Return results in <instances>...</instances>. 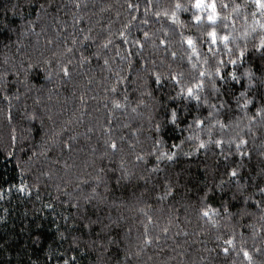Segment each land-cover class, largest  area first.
<instances>
[{
	"label": "trees",
	"instance_id": "16d2710c",
	"mask_svg": "<svg viewBox=\"0 0 264 264\" xmlns=\"http://www.w3.org/2000/svg\"><path fill=\"white\" fill-rule=\"evenodd\" d=\"M76 2L0 0V20L5 4L9 7L11 4L18 5L15 16L11 11L8 13V21L16 31L0 32V186L3 187V198L0 199V264H31L32 261L39 264L49 245L55 247L63 243L67 248L73 236H80L82 244L96 239L100 226H94L91 231H79L76 209L70 207V203L83 204V197L91 195L92 188L98 184L96 176L107 180L109 176L118 175V171L112 170L119 169L121 163L136 173L143 172V164L137 161V156H144L145 161L155 163V157H149L146 153L153 147V118L160 97L159 94L155 98L141 96L138 86H142V81L138 79V74L144 75L143 69L147 68L149 73L158 72L164 76L183 71L187 77L192 71L189 58L200 70H208L211 66L203 63L204 58L210 55L200 43V40L207 39L206 36L187 24L183 27L173 25L176 30L173 34L168 30L169 22L162 18L160 23L148 25L133 21L139 29L148 31L150 39L144 42L140 55L128 58L132 60V68L129 69L128 59L124 57H127L131 46H121L117 33L122 22L130 19L126 0H78L81 5L79 9L75 7ZM235 2L241 3L242 0ZM170 3L171 0H159L161 9ZM41 5L44 7L41 8ZM238 16L239 13H232L233 20L228 21L230 28L223 30L222 34L231 32L230 40L235 37L236 43L243 44L250 39L244 33L250 32L254 26L259 32V27L254 25L251 17L245 21ZM179 19L184 21V14H179ZM109 20L112 21L111 25ZM81 28L85 30L83 34H90L94 39L82 41ZM109 28L113 33L111 36H108ZM88 29H91V33H88ZM165 31H168L167 37ZM140 35L137 28L132 29V36ZM189 36L195 42L196 53L183 42ZM74 37L76 44L72 43ZM106 37L113 43L104 49L100 46L106 42ZM161 39L170 41L167 45L169 51H165V45L160 44ZM229 47L234 45L230 44ZM66 48H72V51H66ZM131 50L136 51L134 48ZM171 51L177 53L175 62L172 61ZM97 52L100 53L99 57L95 55ZM82 53L89 56L87 61L81 60ZM218 54L227 59L222 52ZM105 59L109 61L107 66ZM246 59L248 64L240 66L238 72L250 64L259 75L264 62L254 53ZM69 60L72 69L70 80L62 78V74L57 75L60 65ZM29 64L39 67L26 72ZM46 70L51 73L50 79L46 78ZM119 70H122L121 76L127 79V83L119 85V91L122 96L124 89H129L130 103L127 108L122 103L120 109L114 110L105 88L115 83V72ZM258 90L257 85L253 91ZM81 97L84 98L83 102ZM138 100L141 101L139 106ZM105 103H108L107 108L104 107ZM133 107L137 108L136 112L131 110ZM204 111L206 114L207 110ZM250 111L254 112L255 109L251 108ZM219 118L230 125L224 130L220 129L219 124L212 127L211 138L223 141L220 148L214 144L207 145L205 149L197 148L200 140H209L207 128L198 133L199 140L195 141L185 139L190 133L181 131L183 125L175 131L169 129L164 133L165 145L161 150L168 154L175 152L176 155L172 161L165 158L159 163L161 170L153 174V182L165 183L166 175L173 180L178 179L184 199L177 197L176 201L166 199L156 203L155 197L146 195L145 199L152 205L148 209L143 204L136 205L134 201L127 200L122 192L114 190V180L107 190L103 183H99L96 192L105 201L100 204L102 211L98 215L104 223H108L109 214L113 220L121 217L122 235L126 239L119 255L111 247L107 251H88L81 256L80 264H125V249L130 253L128 259L131 264H232V257L209 251L215 248L217 231H228L224 226L229 221L210 212V217L218 220V226L212 228L211 224L205 223L195 211L199 207L196 196L206 187L211 188L222 179L226 180V170L235 168L247 179L264 165V155H261L264 151V120L257 117L252 124L247 119L240 121L235 117L226 120L223 110ZM237 133L247 141L245 150L248 156H241L235 151ZM10 135L16 137V155L13 158H9L5 151L13 150L8 147ZM229 137L234 141L231 151L227 143ZM110 138L116 141L118 150L111 154L109 148L107 151L110 155L104 156L107 147L105 141ZM173 143L180 147L171 149ZM101 167L105 169L104 172L100 171ZM143 174L147 175L146 172ZM21 177H27L25 184L31 185L23 193L17 191ZM139 183L143 185L144 182ZM151 186L149 183L148 187ZM10 187L11 191H8ZM157 188L159 192V185ZM225 193V199H228L230 193L227 185ZM219 195L218 192L209 200L212 208H219ZM189 198L191 206L185 210L183 205ZM121 199H124V203H121ZM46 204H52L54 210L44 207ZM139 208H144L159 224L160 227L149 224L148 228L150 233L160 234L161 247H146L136 256L134 253L139 251L138 238L144 231L145 223ZM165 225L170 228L167 238L160 233V228ZM256 228V245L264 248V239H261L264 231H261L259 224ZM178 230L180 235H176ZM237 231L245 232L249 237L252 235L250 228H238ZM58 232L63 233L66 240L62 241ZM37 234L40 236L39 243L35 242ZM252 244L253 240L249 239L248 246Z\"/></svg>",
	"mask_w": 264,
	"mask_h": 264
},
{
	"label": "snow or ice",
	"instance_id": "6c2138e0",
	"mask_svg": "<svg viewBox=\"0 0 264 264\" xmlns=\"http://www.w3.org/2000/svg\"><path fill=\"white\" fill-rule=\"evenodd\" d=\"M51 6V5H50ZM127 11L130 19L122 22L121 27L117 29V33L121 38V46L130 45V49L127 53L129 57H135L141 54L144 48V42L149 40V33L146 30H141L138 25L133 24V21H138L139 25H148L151 23H160L162 18L166 19L168 23V30L175 34V28L173 25H179L183 27L187 24L189 27L196 29L202 36H206L207 39L200 40L202 46L207 48L209 56L204 58V64H210V69L200 70L195 63L191 62L189 58L188 63L191 65L192 71L186 77L184 72L181 71L176 74L169 73L164 76L161 73H149L147 68L143 69L144 75L138 74V79L142 81V86H138L141 96L148 95L150 97H157L158 108L155 113L154 123V135H153V147L146 153L149 157H155V163L151 161H145L144 156H137V161L142 162L143 172L136 173L121 163L119 169L112 170L118 171V175L109 176L107 180L97 175L96 180L98 184L92 188L91 195H85L83 197L84 203H70V207L76 209V220L78 221V230H92L94 226L99 225V231L96 233V239L91 240L85 244L81 243L80 236H73L68 243V247L64 248L63 243L53 247L49 245L46 255L43 260L39 261V264H80L81 256L88 251H107L109 247L114 249L119 255L121 246L126 239L123 232V225L120 223L121 217L113 220L108 218V223L100 218L98 213L102 211L100 204L104 203L105 198L96 192V188L99 187V183H103L105 189L109 187L111 181H115L114 190L120 191L124 194L125 198L129 201H134L136 205L143 204L144 207L151 209L152 205L145 199L147 195L149 198L155 197V202L159 203L166 199L176 201L177 197L184 199V193L181 192V185L179 180H173L170 176H165V183L161 184L159 181L153 182V174L159 172V163L163 159L169 161L173 160L175 152L171 154L163 152L161 149L165 145L163 139L165 131L171 129L175 131L177 128H184L181 131H189V136L186 140H199V132H202L207 128L209 133V140L207 142L200 140L197 145L198 149H205L207 145L214 144L217 148H220L223 141L222 139H212L211 131L215 124H219L221 130L228 128V123L221 122V110L226 120H231L235 117L237 120L247 119L249 124H252L260 117L264 120V63L261 64L259 69V75L253 70V67L249 64L243 68V71L238 72L240 66L248 64L247 57L253 53L264 62V0H242L241 3L235 2V0H171V3L161 9L159 0H126ZM18 7L16 4H11L9 7L7 4L3 6V16L0 20V32L12 33L16 31L15 26L8 21L9 11L15 16V9ZM44 6L41 5V8ZM75 7L79 9L80 3H75ZM143 9V10H141ZM231 9V11H229ZM243 10V11H241ZM232 13H239V16L247 21L251 17L254 25H258L259 32L256 31L254 26L251 31L244 33L246 39L243 44L236 43V38L232 37L230 40L231 32L228 34H222L223 30L230 28L228 21H232ZM179 14H184L185 20L179 19ZM120 13L117 12V16ZM239 16L237 18H239ZM109 25L112 21L109 20ZM31 24V21H29ZM137 28L141 32L140 36H132V29ZM235 29H233L234 31ZM84 29L81 28L82 33L81 40L89 41L94 38L90 34H83ZM91 33V29L87 30ZM113 35L111 29H108V36ZM165 37L168 36V31L164 32ZM183 40V33L180 34ZM129 37H132L129 39ZM11 39V36H9ZM106 42L100 47L107 49L109 45L113 43L111 39L105 38ZM187 44L188 48L196 53L195 42L191 36L183 41ZM73 44L77 43L76 38L72 40ZM170 41L165 39L160 40L161 45H165V51H169L167 45ZM232 44L234 47H229ZM251 44V47H249ZM222 45V48L220 47ZM87 47V45L85 46ZM134 48L136 51H132ZM66 51H72V48H66ZM227 55V59L220 57L218 53ZM91 55V54H90ZM99 57L100 53H95ZM172 61L175 62L177 53L171 51ZM89 56L81 54V60L87 61ZM59 63V62H57ZM139 64V61H137ZM105 66L109 64L107 59L104 60ZM71 61L66 64H61L57 75L62 74V78L70 80L72 78V69L70 67ZM39 65H27L25 71H33L38 68ZM128 68H132V60L128 59ZM121 71H116V81L113 85L106 87L105 91L110 94V103L112 108L120 109L123 106L127 108L130 100L128 95V88L124 89V94L121 96L119 91V85L127 83V79L121 76ZM47 72V70H46ZM47 79L51 78V73L47 72ZM239 86L238 88L236 86ZM259 86L258 92L253 90ZM83 97L81 101L83 102ZM141 101L138 100V106ZM104 107H108V103H105ZM254 108L255 111L251 112L250 109ZM133 112L137 111L136 107L131 109ZM206 114H205V111ZM243 113V115H240ZM11 120V116H9ZM91 131V129H89ZM238 142L235 143V151L241 156H248L249 153L245 150L247 141L237 133ZM10 144L8 147L12 148V151L7 152L9 158H13L16 155L15 152V135H10ZM233 138H228L229 151H231V145L233 144ZM106 150L104 156L110 155L107 149H111V154H115L118 150V145L114 139L105 141ZM171 149H178L180 145L171 144ZM264 155V151L261 152ZM151 165V166H150ZM101 172H104L103 167L100 168ZM224 175L226 180L222 179L219 184L197 193L196 202L199 205L195 209L200 219H203L205 223L211 224L212 228H217L218 220H213L210 217L212 212L216 217L229 221L224 227L228 229L226 233L217 231L215 235L216 245L214 249L209 251H217V254H222L225 257H232V264H264V248L257 247L256 237L257 224L260 225L261 231H264V165H262L258 171L254 174H250L247 179L240 175V173L232 168L226 170ZM27 177H21L19 187L17 191L20 193L25 192L26 185L25 180ZM143 181V185L139 183ZM149 183L152 184L151 188L148 187ZM87 185V182H85ZM159 185V192L157 186ZM225 185L228 186L229 198L225 199ZM12 187H16L12 185ZM80 187V185H77ZM186 188V186H184ZM59 189V185L57 186ZM11 191V187L8 189ZM219 192V208H212L209 204V200L212 196L217 195ZM3 187L0 186V199L3 198ZM37 198L39 194L37 193ZM120 199V198H117ZM178 202V201H177ZM121 203H124V199H121ZM191 206V198L183 205L185 210ZM44 207L53 209L52 204H46ZM234 209V210H233ZM139 212L144 217V231L138 238V249L134 255L139 256L140 252L144 248L155 245L161 247L159 240L160 234H153L149 232L148 225L153 224L155 227H160L155 223L153 216L144 210L139 208ZM96 216V219H93ZM65 220L68 217H64ZM248 221H254L249 223ZM169 220V224H171ZM252 229L251 237L247 236L245 232H238L237 229ZM170 228L168 225L160 228V233L167 238ZM62 241L66 240L63 233L58 232ZM176 235H180L178 230ZM185 236L188 233H184ZM252 239L253 244L248 246V240ZM264 239V237H261ZM39 234L35 237V242L39 243ZM175 251V249H173ZM129 251L125 249V264H131L128 259ZM179 255V253H177ZM31 264H38L37 261H32Z\"/></svg>",
	"mask_w": 264,
	"mask_h": 264
}]
</instances>
